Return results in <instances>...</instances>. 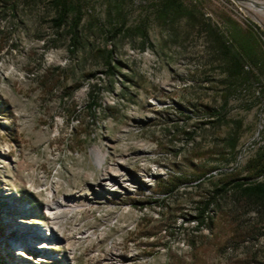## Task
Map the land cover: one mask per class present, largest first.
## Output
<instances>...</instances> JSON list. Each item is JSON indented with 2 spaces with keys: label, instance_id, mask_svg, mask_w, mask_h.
I'll list each match as a JSON object with an SVG mask.
<instances>
[{
  "label": "rangeland",
  "instance_id": "374dc122",
  "mask_svg": "<svg viewBox=\"0 0 264 264\" xmlns=\"http://www.w3.org/2000/svg\"><path fill=\"white\" fill-rule=\"evenodd\" d=\"M80 1L88 41L71 52L45 3L0 0V264H264V207L238 190L264 181L248 167L264 154V76L232 95L230 125L199 131L198 144L217 156L220 140L238 130L229 160L198 184L159 194L160 179L205 166L184 130L195 128L193 104L215 100L207 86L220 73L198 27L187 33L177 21L174 34L157 20L162 0H126L127 26L147 20L150 28L144 49L140 38L114 34L110 0ZM183 1L223 30L222 11L253 22L264 39V0ZM112 46L115 74L101 52ZM95 96L100 106L90 108ZM216 195L212 226L199 229L201 202ZM54 203L65 241L45 246Z\"/></svg>",
  "mask_w": 264,
  "mask_h": 264
},
{
  "label": "trees",
  "instance_id": "16d2710c",
  "mask_svg": "<svg viewBox=\"0 0 264 264\" xmlns=\"http://www.w3.org/2000/svg\"><path fill=\"white\" fill-rule=\"evenodd\" d=\"M37 5L45 3L46 8L49 9L53 16L51 18L52 26L55 30L56 37L66 36L69 41V49L71 52H77L84 48L86 41H88L87 32L84 30V5L80 0H34ZM126 0H110L108 15L117 24L113 26L114 34L120 35L122 33H130L135 38H140L142 48H146L145 44H150V28L144 20L134 27L127 26L126 21ZM220 19L225 25V30L215 23L212 18L206 16L197 4L186 6L183 0H162L157 8L156 18L164 25L170 26L174 34V26L177 21L185 23L187 33L191 29L198 27L204 37V45L206 51L209 52L211 67L220 73L218 80L210 81L209 78L205 80L213 84L207 89H213L215 100L211 102H201V108H196L193 104V111L196 114V125L192 130L185 129L184 134L188 143L192 144V150L196 151L200 156V160L205 161L204 167L199 171L190 174V177L171 175L167 179L159 180L160 190L159 194H173L181 184L190 182L200 183V180L205 178L208 174L215 171L223 161H228L225 152L226 150L233 151L236 149L240 134L235 130L227 138H222L219 144L221 150H218L217 156H212L214 148L205 150L197 142L199 131L207 128H218L224 125H230L228 120V107L230 98L236 92L247 89L254 81L264 76V39L260 26L253 22L246 24L236 20L228 12L222 11ZM110 29V30H111ZM106 58L107 68L113 74L117 69L115 59L116 48H104L101 50ZM214 79V78H212ZM218 101L220 104L217 105ZM100 106L98 96H95L90 103V108ZM188 119H192L188 116ZM203 156L218 157L219 163L207 164ZM197 158V157H196ZM210 162V160L208 161ZM191 165L196 168L194 159L191 160ZM248 167L255 172L250 175L258 177L264 175V154H258L248 162ZM209 177V176H207ZM229 176H223V189H226L230 179ZM239 193L247 201H252L264 207V181H253L250 184H239ZM220 190H217V193ZM217 197L206 198L202 200L201 207L196 216L198 219V228H210L213 223L211 209L217 203Z\"/></svg>",
  "mask_w": 264,
  "mask_h": 264
},
{
  "label": "bare ground",
  "instance_id": "6f19581e",
  "mask_svg": "<svg viewBox=\"0 0 264 264\" xmlns=\"http://www.w3.org/2000/svg\"><path fill=\"white\" fill-rule=\"evenodd\" d=\"M97 155H98L99 162H103L104 156L100 152H97ZM108 177H109V181L110 182L117 180V174L114 173V172H110L108 174ZM59 206H60V204H58V203H54V204L49 205L48 210L51 213V216H52L51 219L53 221L50 226H51V230L53 231V235L54 236H53V239H51L50 241H44L45 246L49 242H54L55 241L57 243H62V242L65 241V239L59 234V232L57 230L58 229V220L61 218V213L58 211ZM18 230L20 231V229H18ZM23 232L30 233V234L33 233V235L35 237H38V238H40L42 236L36 230H31V232H29V230H27V228H24ZM24 235L27 236L26 234H24Z\"/></svg>",
  "mask_w": 264,
  "mask_h": 264
}]
</instances>
